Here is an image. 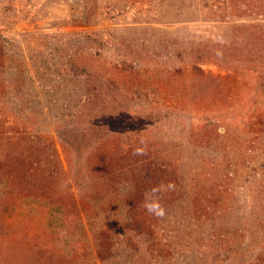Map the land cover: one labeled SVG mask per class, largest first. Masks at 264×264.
Here are the masks:
<instances>
[{
	"label": "rangeland",
	"instance_id": "374dc122",
	"mask_svg": "<svg viewBox=\"0 0 264 264\" xmlns=\"http://www.w3.org/2000/svg\"><path fill=\"white\" fill-rule=\"evenodd\" d=\"M0 45V141L10 129L49 141L56 170L43 196V171L28 188L0 172V264H264V0H0ZM213 53L227 70L204 63ZM136 138L180 164L175 203L154 223L161 255L125 226L115 200L131 186L103 164ZM218 181L222 197L203 200Z\"/></svg>",
	"mask_w": 264,
	"mask_h": 264
},
{
	"label": "trees",
	"instance_id": "16d2710c",
	"mask_svg": "<svg viewBox=\"0 0 264 264\" xmlns=\"http://www.w3.org/2000/svg\"><path fill=\"white\" fill-rule=\"evenodd\" d=\"M2 51L3 50L0 45V62L2 59ZM204 63L213 64L219 68L222 67V69L227 70L224 65L221 66L223 63H226L225 58L223 57L219 59L218 55L214 53L213 55H209L208 58L204 60ZM234 66L235 68L233 71L235 73V76L233 79L234 81H236V74L242 66H239L238 64ZM123 67H127L126 64H123ZM66 69L73 75H80L82 73H85L84 68L82 69L72 64L67 66ZM244 71H251V69L245 68ZM192 73L195 77H201L203 83L205 82L206 84L208 83L205 78H211L200 69L199 65L196 64H194V66L192 67ZM211 79L215 80L214 78ZM107 82L116 88V82L114 80L109 79L107 80ZM90 83L91 82H86L84 87L85 92L89 94V96L95 91L93 84ZM247 87H249L248 84ZM97 96L98 93L96 92V94L93 97H89L85 103L93 101ZM245 97L243 98L245 99ZM202 101H204V99ZM247 103L248 102H246L245 100H240V102L238 103V108L246 109ZM195 104H197L198 106L200 105V102H195ZM257 117V123L260 125H264L262 109L260 110V114H257ZM152 119L156 120L158 118L154 115ZM245 120L247 119L243 116L242 121L244 122ZM253 125L255 124L253 121H251L250 127ZM0 129V133H2V125H0ZM10 131L13 133V136H7L6 138H2V142L0 141V145H4L7 148L12 149L5 155L0 156V172L5 176V179L7 178V180L10 181L12 179L13 171H18L19 173L17 175H14V178L17 180L20 179V182L24 183L26 185V188H28L32 184L31 181H28L29 178L33 177L34 174H37L38 170L43 171L42 173L44 175H42L38 184L35 185L40 190V193L38 194L43 196L47 191L46 187H49L48 180H53L56 172L54 168L55 150L53 145L49 141L43 140L41 138L40 139L43 141H37V145H35V140L32 136H25L22 132L20 134H17L16 132H19L17 129H10ZM83 136V133L79 134L76 130L72 132H66L63 136V139L65 140L68 138L72 141L75 138L80 139ZM38 142L40 143L39 145ZM16 143H23L26 146V151H18L17 149H15L14 145H16ZM43 145L44 147L42 148ZM155 148V143L152 144V142L150 141L143 140L142 138H136V144L125 150L124 154H121L119 148H117L111 151L106 157V162H103V164H108L107 168L104 167L105 169L109 170L112 167V173H109V175L107 176L110 181L130 184L131 189L126 198H117L115 200V203L116 205H127L126 215L128 220L126 221L125 226L129 231L131 230L136 232V237L143 243V245H150L149 247H147L149 251H153L156 246V242H154L153 240V238H155L154 229L159 222H157L156 224L154 223L158 220V218H161L162 216H158L154 213L149 212L146 205L153 202L159 203V205L163 208L165 215V210L171 209L173 204L175 203L174 199L177 198V194L173 191L176 190V187L181 186L182 180V178L178 174L180 164L178 162H175V160L173 159L174 155H172V153L160 155L155 150ZM52 154L53 158H51L50 156ZM42 155L43 157L40 158L39 156ZM79 172L80 169H78L76 175L73 177L74 182L79 180ZM209 177L211 178H207V180H209V184H211L214 177L213 175H209ZM221 186L222 182L218 181L212 187V190H210V194L207 192L209 188L205 187L207 198L203 197V200H209V197H222L223 193L220 189ZM38 194H36L35 196H37ZM68 196H70V194H65L66 198ZM48 197L52 198V195L48 194ZM196 212L197 210H195V213ZM109 237L110 236H108L106 233H102V239H100V241L97 243L96 251L100 253V259L102 261L112 255L113 244L110 240L111 238ZM156 248L157 251L154 250V252H157V254L161 255V249L159 247ZM260 261H264V254L263 257H261Z\"/></svg>",
	"mask_w": 264,
	"mask_h": 264
},
{
	"label": "clouds",
	"instance_id": "9594fccd",
	"mask_svg": "<svg viewBox=\"0 0 264 264\" xmlns=\"http://www.w3.org/2000/svg\"><path fill=\"white\" fill-rule=\"evenodd\" d=\"M147 210L151 213H154L155 215L158 216H163L164 215V210L163 208L159 205V203L153 202L149 203L146 205Z\"/></svg>",
	"mask_w": 264,
	"mask_h": 264
}]
</instances>
